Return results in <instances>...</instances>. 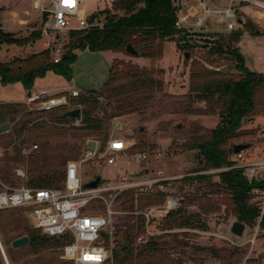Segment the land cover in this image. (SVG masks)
Listing matches in <instances>:
<instances>
[{"label": "rangeland", "instance_id": "rangeland-1", "mask_svg": "<svg viewBox=\"0 0 264 264\" xmlns=\"http://www.w3.org/2000/svg\"><path fill=\"white\" fill-rule=\"evenodd\" d=\"M113 1L115 0H81L80 12L82 16L87 17L88 23L100 22L104 17L102 12L110 11ZM224 5H226V1ZM250 7L249 13L242 14V17L246 22L251 23V26H237L235 31L241 32L240 41L236 46L252 69L255 62L256 66H259V62L263 60L264 56V20L259 18L257 13V10L260 11V9ZM4 12H7L5 18L13 24L12 26H16L17 22L14 21L11 13L17 12L22 20L29 19L25 23L27 26L24 25L25 29L3 30L0 24V31L12 36L13 39H25L45 24V26L50 24L49 21L44 22L40 14L34 10L31 0H0V16ZM256 29L259 30V35L254 36L253 32ZM188 32L190 38L188 43L187 39L179 42L183 50H178L172 41L165 42L162 56L157 61L153 60L156 62L152 65V68H148L163 71V74L158 77L164 83L163 93L170 96L165 97L163 94L158 93L149 102L147 109L141 115H129L113 119L110 123L109 137L105 143H100L94 137L77 138L73 136L48 139L46 142L44 140L27 141L30 137L33 138L39 134L36 131L28 132L24 130L19 136L13 134L12 130L18 129L20 122L29 120L26 128L35 127L37 124L45 122V127H53L57 130L64 129L71 134L77 133L75 128L79 127V121L70 120L66 124H56L52 120L53 118L47 114L27 116L26 113L43 110L41 109L43 107L41 103L55 105L53 109L56 111H59L60 108V110L68 111L81 109V107H73L69 104V99L72 97L71 93L78 91L76 93L82 94L88 91H99L107 79L108 69L112 61L122 58L123 55L125 59H131L124 53L112 51L91 52L87 48L74 50L72 54L75 56V60L68 65L70 70L68 77L62 75L59 71L48 70L42 76L34 79L31 92L39 97H45L44 100L40 97L35 102L24 103L27 99V91L21 82L0 84V102L22 103L26 108L15 117L13 122L7 121L4 123L9 125V130L0 137V191L5 186L33 188L28 186L27 183L38 174L36 168L40 166L45 172L49 171L50 168L47 164L54 156L61 155L63 157L62 165L58 169L59 172H62L68 162L80 161L87 155L82 149L76 159L69 160L72 154L61 152L58 149L59 146L77 145L83 148L88 142L94 141L97 143V147H102L111 139H125L133 146L126 153L115 155V165H105L98 169L95 166V161L92 160L82 164L80 170L82 184L95 176L113 181L118 175L130 177L131 182L134 184L154 180L167 183L163 185V193L156 192L159 190L155 185H152V188H149V185H141L121 193L111 201L109 204V209L112 211L111 220L102 233L105 246L111 249L109 264H113L112 250L116 245L122 243L126 231L137 226L140 217L144 219V224L135 239L134 248L139 250L150 238L161 241L166 240L168 243L167 248H164L166 252L161 256L150 257L149 261L152 264H217V261L211 258L207 252L196 250L198 247L237 248L245 252L241 264H264V211H261L254 225L244 224L245 230L241 237H235L230 233L231 225L236 220L232 216L224 214L223 208L220 211L201 216V224H206L207 231L191 229L159 230V227L162 226L161 221L168 212H175L184 208L183 199L191 197V195L199 197L206 192V189L202 188L207 181L198 183L192 180L180 182L181 180L208 175L209 182H219L216 174L220 170L202 172L203 166L200 164L201 158L198 152L189 150L190 133L193 131L195 124L210 130L214 129L219 122L216 115L202 114L205 104L191 103L186 98L192 61L198 60V65L201 67L216 69L220 73L227 74L234 79L237 78V73L229 60H223L222 57L217 56L208 57L213 50V41L215 43L221 35L207 36L193 31ZM68 34L61 35L59 39L64 52L67 50L65 45L69 42ZM26 46L28 45L18 47L17 45H5L0 42V62L6 64L14 59H26L49 49L52 45L50 41L47 42L46 38L41 37L34 47ZM184 53L189 54L188 59H184ZM52 58L53 56L50 54V59L52 60ZM132 59H136L144 66H149L150 61L145 58L132 57ZM187 108L197 111L198 114H184ZM115 122H117V127H114ZM177 125H180V127L177 128ZM243 131H252V134L230 142L250 145V148L244 154L243 163L264 161V114H257L249 120V123L246 120L243 123ZM33 146H37V149H33ZM138 153L146 154V160L141 162L133 160L132 155ZM17 171L23 172L24 176H17ZM158 172L163 174L158 175ZM136 174H139V176L136 177ZM258 174L260 175L257 179L264 180V171H260ZM7 175H10L11 181H7L5 178ZM199 185L201 186L200 189L196 190ZM161 194L163 196L162 200L156 199ZM223 197L213 196L212 199H218L220 203ZM168 199L176 202L174 210L166 209ZM126 200L129 202L125 208L123 203ZM131 203H133V208L129 209ZM250 203H255L253 197ZM106 209L105 203L94 202L88 206L87 210L89 212H104ZM189 211L196 213L198 209L195 205L190 207ZM14 225L19 226V228L14 230ZM0 228L3 229L0 236L4 240L15 237L22 232V228L33 229L28 213L21 210L0 212ZM165 234H169L170 237L164 238ZM50 240H53L51 241L53 246L36 254H31L27 245L17 252H9L7 256L5 249L9 250L10 246L3 247L1 241L0 244L8 264H73L67 251L68 243L58 239ZM177 242H180V244ZM2 264H4L3 259Z\"/></svg>", "mask_w": 264, "mask_h": 264}, {"label": "trees", "instance_id": "trees-1", "mask_svg": "<svg viewBox=\"0 0 264 264\" xmlns=\"http://www.w3.org/2000/svg\"><path fill=\"white\" fill-rule=\"evenodd\" d=\"M245 3H241L243 6ZM177 8L174 0H115L112 2L110 11H103V19L96 23H89L90 26H98V29H83L69 32V42L65 45L67 49L66 59L54 64L50 59V49L34 54L26 59H14L6 64L0 62V84L6 85L13 82H21L26 91H30L36 77L42 76L48 70L59 71L68 77L69 66L75 56L74 50L87 48L91 52L112 51L123 53L129 44L139 52V57L158 60L162 56L164 43L172 41L178 50H183L179 42L190 40L189 32L183 28H177L175 23ZM242 14L239 13V16ZM44 20V19H43ZM243 27H250L251 23L246 22ZM259 30L253 34L259 35ZM252 34V35H253ZM41 38L39 30L31 33L25 39H13L12 36L0 31V42L5 45H17L18 47L29 45ZM241 32L232 31L229 35H221L217 41H213V50L208 57H222L229 60L237 78L234 79L227 74L220 73L216 69L201 67L198 60H193L189 70V84L187 99L191 103L199 102L205 104L202 114L216 115L219 122L214 129H206L195 124L190 133L189 150H196L201 158L202 172L219 171L233 167L232 155L228 153L234 145L232 140L248 136L252 131H243V120H249L257 114H264V74L248 70L244 64V57L239 52L237 44L240 41ZM215 40V39H213ZM189 53V51H188ZM64 64V65H63ZM63 65V67H62ZM162 70H152L139 67L125 59H114L108 69V75L99 91H88L78 94L69 99L73 107H81V118L79 127L75 128L77 133H68L64 129L45 127V122L35 127H27V122H20L18 129L12 130L13 134L21 135L24 130L36 131L39 135L30 137L27 141H38L73 136L77 138L94 137L100 143H105L109 137L110 123L113 119L141 115L147 109V105L156 94L170 96L164 91V83L158 76ZM98 94L103 98L99 103L89 97V94ZM26 108L21 103H0V125L7 121L13 122L15 117ZM61 109V108H60ZM56 111L36 110L26 113L27 116L47 114L52 117L54 123L66 124L71 119L62 118V114L68 110ZM184 114H198L197 111L187 108ZM4 134H0L2 137ZM105 146V145H104ZM104 146L100 147L103 148ZM84 148V147H83ZM77 145L59 146L58 149L64 153L72 154L69 160L76 159L83 149ZM63 157L54 156L47 164L50 168L45 172L40 166L36 168L38 174L27 184L35 189L50 188L60 189L64 180V171L59 172ZM238 164V163H237ZM40 171V172H39ZM219 182H209L208 175H200L182 181L206 182L202 189H206L201 196L191 195L183 199L182 209L175 212H168L162 219V226L159 230L171 231L191 229L207 231L206 224H201V216L208 215L224 209V214L232 216L236 221L248 226L254 225L260 215L258 203H250L253 189H264V182L259 180L248 181L242 170L230 169L216 174ZM98 177V176H96ZM11 181L10 175L5 176ZM167 182H163L166 185ZM182 186V185H181ZM199 187L196 190L200 189ZM213 196H224L220 203ZM161 196L156 199L162 200ZM128 200L123 205L126 208ZM198 212L189 211L195 206ZM133 203L129 204V209ZM200 212V213H199ZM262 218V217H261ZM144 219L139 218L137 226L131 227L124 233L122 243L116 245L112 250L113 264H152L150 257L161 256L167 248L166 240L150 238L139 250L134 248V243L139 231L143 228ZM19 226L14 225V230ZM3 229L0 228L2 234ZM27 236L29 239L28 249L31 254H36L53 246L49 238L42 236L38 231L29 228H22V232L15 237L0 241L5 247L10 246L11 241ZM169 238L165 234L164 238ZM180 244V242H177ZM165 248V249H164ZM196 250L204 251L217 264H241L245 252L237 249H218L215 247H198ZM11 247L5 249L7 256L9 252H17ZM0 264H2L0 254Z\"/></svg>", "mask_w": 264, "mask_h": 264}, {"label": "built area", "instance_id": "built-area-1", "mask_svg": "<svg viewBox=\"0 0 264 264\" xmlns=\"http://www.w3.org/2000/svg\"><path fill=\"white\" fill-rule=\"evenodd\" d=\"M32 7L36 10L44 22L49 21V26L39 29L42 38L51 42L50 54L53 56L52 62L59 63L65 55L63 46L59 39L61 35L71 31L83 30L89 27L87 17L80 12L81 0H31ZM241 3L255 7L259 18L264 20V4L257 0H229L226 7H203L204 23L214 17L221 20L224 29L232 32L237 25V19L241 10ZM196 12L190 9L189 15ZM185 18L177 20L175 26L182 28ZM76 97L78 93H71ZM39 96H30L28 103L35 102ZM41 109L49 110L50 105L44 103ZM133 144L125 139L114 138L109 140L103 148L96 147L93 154H87L80 161H70L65 166L64 180L62 188H27V187H4L0 191V212L21 210L28 213L32 228L42 236L49 239L63 240L68 243L67 251L73 264H109L111 249L107 248L102 240V233L108 227L112 211L109 209L111 201L116 199L121 193L141 185L157 186L158 193H163V182L159 180L148 181L145 183H132L131 178L126 175H118L113 181L102 179L98 176L100 183L94 189H84L81 182V166L89 160L95 161V166L99 169L105 165H115V155L126 153ZM37 149V146H33ZM242 151L232 155L235 161L233 167L222 169L242 170L244 177L250 182L253 180L263 181L258 178V172L264 171V161H254L243 163L244 154ZM136 162L146 160L147 155L138 153L132 155ZM238 163V164H237ZM262 173V172H261ZM16 175L23 177L21 171ZM130 175V174H129ZM96 178H91L88 182ZM87 183V182H86ZM148 191V190H147ZM253 200L260 206V212L264 211V189H253L251 191ZM109 200V201H108ZM108 201V202H107ZM94 202H103L107 206L104 212H89L88 206ZM176 202L168 199L166 202L167 210H174Z\"/></svg>", "mask_w": 264, "mask_h": 264}, {"label": "crops", "instance_id": "crops-1", "mask_svg": "<svg viewBox=\"0 0 264 264\" xmlns=\"http://www.w3.org/2000/svg\"><path fill=\"white\" fill-rule=\"evenodd\" d=\"M225 1H226V5H224ZM258 1H260L261 3L264 4V0H258ZM228 3H229V0H221V1H217V0H176V2L174 3V5L177 8L176 18H177V20H180L181 18L186 19L185 22L182 24V28L187 30V31H193L195 33L204 34L207 36L208 35H214V36H216V35H227V33L229 34L230 32H227L224 29V25L221 23V20H219L218 18L212 17L200 25H198V23H201L202 19H203V14H202V8L203 7H208V8H213L215 6L226 7L228 5ZM190 9H193L196 12V14L193 16L189 15ZM250 10H251V7L247 3H245L243 6H241V10H240L241 13L240 14L246 15L249 13ZM6 14H7V12H4L0 16V24H1V27L3 30H15V29H19V28H24L25 23L28 22L27 20H29V19H23L22 20L21 16H19V14L17 12L11 13L14 21L17 22L16 26H12L13 24L9 23L8 19L5 18ZM21 24H23V25H21ZM20 26H22V27H20ZM25 26H27V25H25ZM235 30H236V28H235ZM37 42H38V40L33 42L32 44H29L26 47H31V46L34 47V45ZM263 43H264V37H263ZM173 44L175 45L174 42H173ZM163 49H164V47H163ZM120 59H125L124 55ZM125 60L131 61L132 63L134 62V64H136L140 67H143V68H152V65L157 61L156 60L154 62L153 60L147 59L148 61H150L149 66H144V65L140 64L138 61H136V59L131 58V59H125ZM259 63H260L259 66H256V62H255L252 66L253 67L252 69H254V70H252L249 67V64L246 63V60L244 58V64L248 70L256 72V73L264 74V56H263V60ZM76 92H78V91H76ZM30 96H37V94H34L33 92H31V90L27 91V99L24 103H27ZM40 97L42 98V96H40ZM0 103H5V102H0ZM161 173L162 172H158V175H160Z\"/></svg>", "mask_w": 264, "mask_h": 264}, {"label": "water", "instance_id": "water-1", "mask_svg": "<svg viewBox=\"0 0 264 264\" xmlns=\"http://www.w3.org/2000/svg\"><path fill=\"white\" fill-rule=\"evenodd\" d=\"M246 23L245 19L242 16H239L237 19V25L242 26ZM89 29H98V26H90ZM125 55L129 56V57H133V58H138L139 57V52L137 50H135L131 45H127L124 49L123 52ZM184 59H188L189 58V54L188 53H184L183 54ZM67 56L64 55L63 59H66ZM30 94V93H29ZM89 97L92 98L93 100L98 101L99 103H103V98L101 96H99L98 94H89ZM42 100L45 99V97L42 96L41 98ZM55 105H50V108H54ZM62 118L64 119H71L73 121H79L81 118V110L79 108L77 109H73L70 111H66L65 113L62 114ZM246 119L243 120V123H245ZM114 127H117V122L114 123ZM180 125H177V128H179ZM9 130V125L8 124H2L0 125V134H4L5 132H7ZM141 131L143 130L142 128L140 129ZM97 147V143L94 141H90L88 142L84 148H83V152L86 154H93L95 152V149ZM250 148L249 144H242V143H238V144H234L231 149H229L228 153L230 155H236L242 151H246ZM234 164V162H233ZM134 176V175H131ZM136 177L139 176V174L135 175ZM100 179L99 177H96L93 181L91 182H87L83 185L84 189H94L97 187V185L100 183ZM245 230V225L235 221L230 228V233L235 236V237H241L243 232ZM29 244V239L27 236H22L19 237L13 241H11L10 243V247L13 250H18L22 247H25ZM0 254L2 256V259L4 261V264H8V261L6 259V256L4 254L3 248L0 244Z\"/></svg>", "mask_w": 264, "mask_h": 264}]
</instances>
